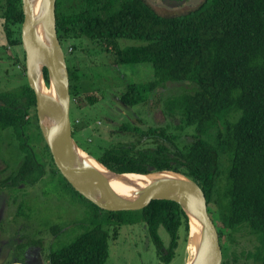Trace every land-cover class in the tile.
I'll return each instance as SVG.
<instances>
[{"label": "trees", "instance_id": "16d2710c", "mask_svg": "<svg viewBox=\"0 0 264 264\" xmlns=\"http://www.w3.org/2000/svg\"><path fill=\"white\" fill-rule=\"evenodd\" d=\"M2 6L7 38L3 49L20 47L14 60L24 80L20 88L0 93V133L10 131L27 153L16 174L24 180L45 167L31 160L30 140L36 136L44 142V162L52 167L53 177L59 175L81 201L105 213L103 224L95 223L71 245L50 252L48 263L106 264L110 240L119 238L124 225L142 223L158 257L171 264L183 232L186 244L190 233L189 219L179 204L157 200L138 211H107L75 191L57 169L39 127L36 96L26 75L22 0H5ZM56 19L64 52L67 49L74 58L75 53L84 54L70 64L66 58L73 135L80 147L116 173L170 171L194 180L209 207H217L222 229L229 232L232 247L227 250L217 225L222 264H240L234 235L242 228L259 238L261 247L251 255L264 264V0H204L188 13L171 17L158 14L146 0H57ZM99 55L120 66L152 65L150 82L114 87L118 101L127 107L147 104L155 91L169 84H185L190 91L164 100L165 125L146 130L129 121L114 125L121 106L104 110V102L110 100L107 91L96 89L81 72L87 56ZM44 74L48 84L47 70ZM73 108L79 110L75 118ZM87 109L107 115L99 114L95 120ZM121 133H136L147 141H123ZM12 177L13 172L4 183L10 185ZM20 180L14 177L16 183ZM162 230L170 237L168 246L160 236Z\"/></svg>", "mask_w": 264, "mask_h": 264}, {"label": "rangeland", "instance_id": "374dc122", "mask_svg": "<svg viewBox=\"0 0 264 264\" xmlns=\"http://www.w3.org/2000/svg\"><path fill=\"white\" fill-rule=\"evenodd\" d=\"M203 1L186 0L183 3H176L173 0H146L158 14L164 17L188 13ZM4 3L5 0H0V15ZM3 23L4 20L0 17V93L18 89L24 83L18 64L14 60L16 51L21 52L20 47L3 49L7 45ZM65 54L69 64L84 57L83 53L78 52L75 53L78 58H74L67 49H65ZM81 65L82 74L92 81L94 87L100 91H107L110 100L104 102V110L114 104L121 106L116 110L118 122L113 123L114 125H119L121 121H129L130 124H135L144 130L151 125H165L167 119L163 112L164 100L190 91L185 84H169L155 91L147 104L130 108L118 101V88L114 87L119 85V88L122 89L127 87L128 83L150 82L154 78L152 65L120 66L114 64L110 57L100 55L87 56ZM98 95L100 97L104 93ZM86 114H90L89 118L95 120L99 119V114L107 115L106 111L101 110V113L96 114L91 109ZM72 116L74 118L79 116V110L73 108ZM31 133H35V130ZM78 137L80 136L77 135L76 138ZM120 140L141 141L142 143L147 141L146 138H142L136 133H131L128 136L121 133ZM30 146L34 150V154H31L33 163L45 167L39 168L31 177L23 180V177L17 176L16 172L21 168L27 153L23 151L19 141L13 138L10 131L0 133V203L4 208L0 227V264L14 262L30 264L28 261L29 246L40 243L41 249L38 252L42 251L43 256L40 254V261L43 260V262L41 264H49L47 256L50 252L71 245L77 238L89 231L95 223L103 224L105 220L104 212L81 201L68 188V185L60 180L59 175L56 178L53 177L52 167L45 165L44 152L47 151L44 150V142L40 138L32 137ZM12 172V179L7 181L10 185H6L4 181L12 176ZM42 172L45 175L39 180H35ZM14 177H20L21 180L16 183ZM32 180H35L34 184H32ZM209 211L216 224L222 229L223 227L218 221L217 207L211 204ZM105 227L108 228V225L106 224ZM222 230V244L229 250L232 247L229 245V232L225 229ZM160 236L168 246L170 237L167 232L162 230ZM234 236L238 241L235 253L238 255L240 264H260L251 255L261 247L259 238L252 234L248 228L240 229ZM184 239L183 232L180 246L176 250V257L171 264H187L192 258L188 250L189 239L187 244ZM109 252L110 256L106 264H164L158 257L157 248L142 223L124 225L119 238L110 240Z\"/></svg>", "mask_w": 264, "mask_h": 264}, {"label": "water", "instance_id": "95a60500", "mask_svg": "<svg viewBox=\"0 0 264 264\" xmlns=\"http://www.w3.org/2000/svg\"><path fill=\"white\" fill-rule=\"evenodd\" d=\"M57 0H22V45L29 86L35 92L39 127L61 175L88 201L107 211H138L152 201H173L200 227L202 251L190 264H222L223 250L217 224L209 212L203 189L180 173H116L83 150L73 135L71 82L56 19ZM48 72V84L44 71ZM96 161L105 171L89 165ZM168 172V171H167ZM140 180L136 183L131 179ZM189 239V240H190ZM188 264V263H187Z\"/></svg>", "mask_w": 264, "mask_h": 264}, {"label": "bare ground", "instance_id": "6f19581e", "mask_svg": "<svg viewBox=\"0 0 264 264\" xmlns=\"http://www.w3.org/2000/svg\"><path fill=\"white\" fill-rule=\"evenodd\" d=\"M86 162L91 165L92 167L96 168L97 170H100V171H105L102 166H100L96 161L92 160V159H89V158H85ZM171 173L170 171H165L164 174L166 175H169V176H173V177H176L178 175L176 174H169ZM131 179L133 181H135L136 183H139V185H141L142 183H140L139 181L142 180V179H139V178H136V177H131ZM192 230H193V233H192V236H191V239L189 240V243H188V250H189V253H190V256L192 258H190L188 264L191 263L192 259L194 256L198 255L202 249H203V240H202V236L200 234V227H198L197 225H195V223L193 222L192 225Z\"/></svg>", "mask_w": 264, "mask_h": 264}, {"label": "flooded vegetation", "instance_id": "af4514ba", "mask_svg": "<svg viewBox=\"0 0 264 264\" xmlns=\"http://www.w3.org/2000/svg\"><path fill=\"white\" fill-rule=\"evenodd\" d=\"M3 211H4V208L0 203V227L2 225V219H3V213H4ZM40 244H36V245L33 244V245L29 246L30 253L28 254V261L30 262V264H41L43 262V260H42V262L40 261V254L42 255V251L38 252V250L41 249ZM34 249H35V251H34Z\"/></svg>", "mask_w": 264, "mask_h": 264}, {"label": "crops", "instance_id": "0c3cea01", "mask_svg": "<svg viewBox=\"0 0 264 264\" xmlns=\"http://www.w3.org/2000/svg\"><path fill=\"white\" fill-rule=\"evenodd\" d=\"M9 264H17V262H14V263H9Z\"/></svg>", "mask_w": 264, "mask_h": 264}]
</instances>
